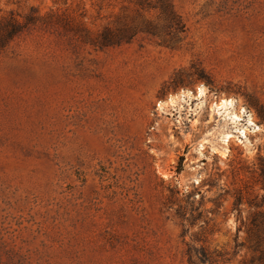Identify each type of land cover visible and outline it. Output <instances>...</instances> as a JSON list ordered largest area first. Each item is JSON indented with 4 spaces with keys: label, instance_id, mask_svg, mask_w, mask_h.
Segmentation results:
<instances>
[{
    "label": "rangeland",
    "instance_id": "374dc122",
    "mask_svg": "<svg viewBox=\"0 0 264 264\" xmlns=\"http://www.w3.org/2000/svg\"><path fill=\"white\" fill-rule=\"evenodd\" d=\"M138 2L0 0V264H251L264 0Z\"/></svg>",
    "mask_w": 264,
    "mask_h": 264
},
{
    "label": "trees",
    "instance_id": "16d2710c",
    "mask_svg": "<svg viewBox=\"0 0 264 264\" xmlns=\"http://www.w3.org/2000/svg\"><path fill=\"white\" fill-rule=\"evenodd\" d=\"M138 5L142 8L153 9L163 15L166 20L172 21L177 15L173 9L170 0H138ZM171 27V26H170ZM23 26H20L16 22H8L4 25L3 41L6 39H11L17 35ZM173 28V27H171ZM153 28H147L146 32L157 36V32L152 30ZM183 26H177L173 28L174 32H182ZM3 30V29H2ZM134 34H124V33H113L105 29L100 34V39L98 44L100 47H107L112 45H118L122 42L130 40ZM2 41V40H1ZM2 43V42H1ZM257 181L260 183L264 191V157H258L257 159ZM242 198L236 196L234 207H239L241 205ZM250 206L252 204H249ZM254 208L258 209L257 204H254ZM188 220V219H187ZM245 229V242H240L235 244V248H243L247 244V249L251 251L252 257L250 260L251 264H264V210L253 212L247 219V223L244 225ZM187 261L188 264H215L219 259H222L224 253L215 252L210 254L205 248H194L189 247L187 250Z\"/></svg>",
    "mask_w": 264,
    "mask_h": 264
},
{
    "label": "bare ground",
    "instance_id": "6f19581e",
    "mask_svg": "<svg viewBox=\"0 0 264 264\" xmlns=\"http://www.w3.org/2000/svg\"><path fill=\"white\" fill-rule=\"evenodd\" d=\"M202 91L201 90H199V92L197 93L198 94V97H201V95H202ZM173 100L170 98V99H168L166 102H164V103H160L159 104V109L162 107V106H165V105H173ZM230 104V102H225V101H222V102H220L219 103V105H215L214 106V109L216 110V111H218V110H220V109H222V108H224V107H226V106H228Z\"/></svg>",
    "mask_w": 264,
    "mask_h": 264
}]
</instances>
